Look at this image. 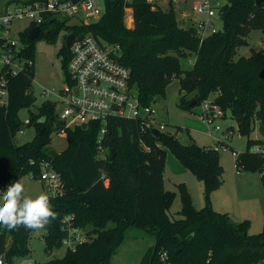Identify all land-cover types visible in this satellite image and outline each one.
<instances>
[{"label":"trees","instance_id":"obj_1","mask_svg":"<svg viewBox=\"0 0 264 264\" xmlns=\"http://www.w3.org/2000/svg\"><path fill=\"white\" fill-rule=\"evenodd\" d=\"M36 1L42 0H10ZM226 1L217 14L223 22L222 30L202 44L197 27L178 20L172 0L168 11L148 0H103L104 14L95 22L72 24L71 18L60 20L47 15L41 30L47 24L54 25L48 40L66 31L65 40L72 33L91 34L119 45L120 62L131 70L132 85L143 105L152 106L157 97H166L167 87L178 79L185 94V110L201 106L214 96L211 100L225 115L231 112L241 134L250 137L256 123L264 134V48L252 49L248 57L235 58L238 48L248 45L252 31L264 32V1L259 5L255 0ZM128 8L133 11L132 28L125 23ZM33 27L23 36L26 47L22 54L29 59H33V42L27 37ZM63 54L67 72L71 53L66 43ZM193 56V66L183 70L181 59ZM33 81L34 68L10 77L8 104H0V183L19 180L30 172L38 174L39 161H49L61 175L64 195L51 199L59 219L44 230L47 252L63 247L66 233L62 225L69 215L75 217V225L89 239L46 264H111L130 228L144 230L156 239L140 264H158L161 251L169 253L173 264H264V228L252 234L248 220L236 222L229 213L212 206L211 195L223 183L219 150L183 145L165 133L155 139L136 121L112 118L102 139L105 156L99 150L97 123L66 129L68 146L57 153L51 143L64 126L50 102L29 119L27 126H35V138L17 145L15 136L25 126L19 111L35 101ZM186 96L191 98L186 100ZM193 102L197 104L191 106ZM143 142L150 151L143 148ZM258 142L249 138L247 151L236 162L242 168L259 171L264 185V157L250 152ZM161 145L168 146L205 185L206 205L201 209L182 188V218L178 220H171L167 212L175 195L164 189L166 153ZM34 232L24 227L8 231L0 225V256L27 257Z\"/></svg>","mask_w":264,"mask_h":264},{"label":"rangeland","instance_id":"obj_2","mask_svg":"<svg viewBox=\"0 0 264 264\" xmlns=\"http://www.w3.org/2000/svg\"><path fill=\"white\" fill-rule=\"evenodd\" d=\"M159 1L167 5L169 3V0ZM172 1L177 7L176 13L179 21L185 22L186 25L194 24L196 26L199 21L206 20V15L197 14L194 11V5L201 0ZM217 1L212 0L213 3ZM219 1L222 5L227 2L226 0ZM6 2L8 0H0V10H3L6 6ZM99 4L104 8L103 0H99ZM184 9L189 11V17L184 16ZM80 15L83 16V13L81 12ZM59 19L63 20L64 18L60 17ZM76 22H78L76 18H71L70 23ZM211 22L218 31L222 30L223 22L218 15L213 17ZM125 23L129 28L134 26L133 11L130 8L126 10ZM32 26L33 22L30 19H14L8 28L0 29V38L14 40L17 47L23 50L26 47L23 36ZM53 30L54 25L47 24L41 32V37L32 41L31 55L35 63L32 91L35 101L30 107L20 109L18 115L24 123L31 119L32 114H37L38 110L47 102L55 105L56 113L60 112L63 107L60 102V94L66 80L63 54L66 43V31H60L52 36V40H48V35ZM247 41L248 45L238 48L235 56L236 59L250 56L252 49L264 48V32L261 30L252 31L247 37ZM194 61V56L181 59L183 70L190 69ZM45 91L49 94H44ZM183 97H185V94L180 91L179 80L173 79L167 87L166 97L156 98L154 107L157 112V118L166 125V129L162 133L174 136L183 145L195 144L211 149L216 148L219 144L223 146V148L219 149V158L223 169V183L211 195L212 206L215 210H217L216 208L223 209L221 211L229 210L228 212L233 215L232 217L236 222L248 220L251 225L253 220L257 219L256 215H258L260 224L256 227L253 222V227L250 226V233H260L264 228V185L261 174L257 170L242 167L240 174H238L236 167L237 158L234 156V152L241 154L247 151L249 138L253 140L261 138L262 133L258 123L255 124L250 137L240 133L238 125L232 118L230 111H227L225 116L216 118L212 123L207 125L201 116L202 106L198 105L191 110H185L182 107ZM190 98V96H186V100ZM213 98L214 96L210 100ZM64 130L65 133L60 132L53 136L51 148L57 153H61L68 146L66 129ZM35 135V126L25 125L23 130L16 134L15 143L23 145L31 142L35 138ZM161 148L166 153L164 189L173 192L175 195L167 212L171 220H178L182 218L180 214L183 208L184 192L182 188L189 193L197 208H203L206 205L205 185L191 170L181 164L180 160L168 146L161 145ZM19 181L24 185V195L27 197L34 198L40 193H48L50 196L48 189L39 180L33 181L28 176H23ZM45 233L46 231L44 230L35 231L31 235L29 242L30 254L27 258L34 260L37 264H46L52 259L62 258L67 251L65 247H62L52 253L47 252L44 241ZM155 242V237L146 231L130 228L126 233L124 243L114 255L111 264H140L147 251L154 246ZM10 245L11 241L8 240L7 247L9 248Z\"/></svg>","mask_w":264,"mask_h":264},{"label":"built area","instance_id":"obj_3","mask_svg":"<svg viewBox=\"0 0 264 264\" xmlns=\"http://www.w3.org/2000/svg\"><path fill=\"white\" fill-rule=\"evenodd\" d=\"M156 3L157 0H148ZM222 7L218 0H201L194 5L197 14L206 15V20L199 21L196 25L200 44L216 33L218 30L211 19L218 14ZM81 12L83 16H81ZM104 14V8L99 0H80L72 2L67 0H42L33 3L6 2L3 10H0V29L8 28L14 19H30L34 27L45 22L47 15L62 18H76L78 22H95ZM42 32V30H41ZM70 47L71 58L66 72L65 86L60 94V102L63 107L57 113L58 120L63 123L64 129L78 126H87L92 123L99 125V150L105 156L106 150L102 146V139L107 133L109 122L112 118H121L136 121L141 130L151 132L157 129L162 133L166 125L157 118L154 105H143L138 91L131 80V70L120 62L122 49L119 45L108 44L100 41L91 34L76 36ZM0 104L7 105L9 99L8 82L10 77L20 72L34 68V60L26 58L22 49L17 47L14 40L0 38ZM44 94L48 95L47 91ZM202 119L207 125L225 113L214 100L202 103ZM27 120L24 125H28ZM218 130V129H217ZM61 132L65 133V130ZM212 133V131H211ZM210 133V134H211ZM259 142L250 150L251 153L264 157V134L257 139ZM143 148L150 151L144 142ZM223 148L221 144L214 148ZM238 159L240 153L234 152ZM236 159V160H237ZM237 173L240 174L241 166L236 162ZM39 172H30L26 176L30 180H39L48 189L51 198L64 195V184L59 172L47 160L38 163ZM11 183V182H10ZM10 183H0V190L5 189ZM62 230L66 233L63 239V247L66 250H75L76 247L86 241V232L75 225V217L67 216L63 220ZM3 258L4 264H37L27 257ZM158 264H173L167 251L159 252Z\"/></svg>","mask_w":264,"mask_h":264},{"label":"clouds","instance_id":"obj_4","mask_svg":"<svg viewBox=\"0 0 264 264\" xmlns=\"http://www.w3.org/2000/svg\"><path fill=\"white\" fill-rule=\"evenodd\" d=\"M24 192V185L19 180L0 190V225L6 230L16 231L20 227L32 231L45 230L59 219L48 193L32 198L25 196ZM0 264H4L3 258H0Z\"/></svg>","mask_w":264,"mask_h":264},{"label":"water","instance_id":"obj_5","mask_svg":"<svg viewBox=\"0 0 264 264\" xmlns=\"http://www.w3.org/2000/svg\"><path fill=\"white\" fill-rule=\"evenodd\" d=\"M256 1V4H261L264 0H255ZM40 35H41V27H39V26H36V27H33L30 31H29V34H28V37H27V39L29 40V41H34V40H36V39H38L39 37H40ZM74 38H75V34L74 33H72V34H70L67 38H66V45L69 47L70 45H71V43H72V41L74 40ZM197 103L196 102H193L192 104H191V106H195ZM152 135H153V137L155 138V139H160V137H161V133H160V131L159 130H157V129H154L153 131H152ZM111 153H112V156H111V160H114V158H115V152L112 150L111 151Z\"/></svg>","mask_w":264,"mask_h":264},{"label":"crops","instance_id":"obj_6","mask_svg":"<svg viewBox=\"0 0 264 264\" xmlns=\"http://www.w3.org/2000/svg\"><path fill=\"white\" fill-rule=\"evenodd\" d=\"M164 11H168V10H170V0H169V3H168V5L166 4V3H164V2H161V1H159V0H157V2H156ZM176 3H177V1H176ZM167 6V7H166ZM175 6V10H177V7H176V5H174ZM185 10V9H184ZM189 15H190V13H189V11L188 10H185L184 11V16H186V17H189ZM179 20V19H178ZM214 203H215V201H214ZM216 205V204H215ZM198 209H201L200 207L198 208ZM217 210L216 211H218V212H226V213H229L231 216H233L230 212H228V211H221V210H223V209H218V208H216ZM226 209H228V208H226ZM243 217V216H242ZM256 217H257V219H255V220H253V222L255 223V225H256V227H258V225L260 224V220H259V216L258 215H256ZM253 222H252V225H251V227H253ZM262 223V222H261Z\"/></svg>","mask_w":264,"mask_h":264},{"label":"bare ground","instance_id":"obj_7","mask_svg":"<svg viewBox=\"0 0 264 264\" xmlns=\"http://www.w3.org/2000/svg\"><path fill=\"white\" fill-rule=\"evenodd\" d=\"M131 24V23H130Z\"/></svg>","mask_w":264,"mask_h":264}]
</instances>
